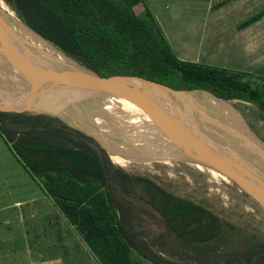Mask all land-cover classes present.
Wrapping results in <instances>:
<instances>
[{
    "label": "trees",
    "instance_id": "trees-1",
    "mask_svg": "<svg viewBox=\"0 0 264 264\" xmlns=\"http://www.w3.org/2000/svg\"><path fill=\"white\" fill-rule=\"evenodd\" d=\"M3 1L22 23L99 74H133L174 89L245 99L264 113V77L178 58L147 8L135 9L142 0ZM6 118L18 129L5 124ZM57 119L0 110V134L99 264H180L154 259L145 251L148 245L125 230L110 194L112 181L125 190L143 183L162 227L181 241L207 242L214 264H264V240L253 232L239 229L234 236L233 226L208 208L114 166L89 136L55 125ZM132 251L142 260L131 257Z\"/></svg>",
    "mask_w": 264,
    "mask_h": 264
},
{
    "label": "rangeland",
    "instance_id": "rangeland-1",
    "mask_svg": "<svg viewBox=\"0 0 264 264\" xmlns=\"http://www.w3.org/2000/svg\"><path fill=\"white\" fill-rule=\"evenodd\" d=\"M0 10L6 20L8 19V15L16 18L13 11L3 0H0ZM258 77L263 78L260 75ZM251 78L259 81L256 77ZM184 95H189L187 99L199 111L202 110L213 119H216L221 125L225 126L218 120L217 111L208 102V98H215L212 93L206 90L192 88ZM215 99L223 100L225 106L236 114L245 129V135L240 134L247 138L249 137L257 145H264V113L258 107L252 103H240L219 97ZM4 100L6 103L0 101V110L37 113L30 109L22 110L11 108V106L6 105L10 99L4 98ZM92 101L91 97H86L83 100H78L76 105L86 107L92 105ZM36 102H34V105L40 108L39 104H41V101H38L39 103L37 102V104ZM178 104L186 116L191 114L194 117L196 116L195 112L191 111V107V110L188 111V109L182 107V103ZM131 107L130 111L134 113L123 117L119 116L121 113H117L114 109H111L112 112L108 110L104 111V118H101L102 116L99 113H96L94 116L91 112L80 109H76L77 112L71 114L77 115V117L83 120L75 119L74 116H67L61 113L57 114L52 112V115L58 118L56 121L54 120L55 125L61 122L63 126L76 129L84 135L89 136L91 138L89 143L94 148H96V145L106 148V156L114 166H119L129 174L145 176L165 191L208 208L233 226L234 236L237 235L236 232L239 229H244L248 232H253L256 237L264 240V206L260 205L249 195L243 193L237 185L222 174L225 179L210 173L207 170L208 167L198 163L202 167L201 169L195 165L196 162L180 156L175 150L174 145L170 141L168 142L165 136L160 134L153 126L152 128L148 127L149 132L157 137L158 140L155 144L159 146L160 152L168 154V159L132 158L122 162L120 158L115 157L109 146L110 142L108 139L112 138L111 141L114 143L121 142L116 137L117 134H120L118 133L120 126L126 130V133H132L136 123H143L148 126L146 116L140 110L133 106ZM43 110L49 111L46 108ZM38 113L47 114L44 112ZM4 123L10 125L7 118L4 120ZM10 126L18 129L14 124ZM201 126L205 128V126ZM206 127L214 128L217 132L226 135V132L220 126L208 124ZM2 137L0 134V177H7L6 180H10L9 182H13L14 180L15 183L11 186L10 193L4 195L3 188L7 182H0V205L8 199L12 200L28 196L30 189L26 184L29 182L32 184L33 180H29L27 170L24 169L23 165L13 155L14 153L11 147L5 144L6 142L3 141ZM162 143L164 144L163 147H161L162 145L160 146ZM237 143L238 147L243 145L238 141ZM168 145L173 149H168ZM31 187L33 192L35 190L33 184ZM109 187L112 200L119 211L120 220L125 230L130 234H134L139 242L148 245L150 250L145 251L150 253L152 251L155 255L154 259L158 260L157 256H160L161 258L173 260L180 264H214L213 258L208 257V254H213V250H208L207 242H184L174 232L166 231L162 227L159 212L151 205L152 197L148 194L143 183L134 182L125 190L117 181H112ZM20 208L22 211H25L27 206L23 204ZM17 215L19 214L17 213ZM17 220L19 218L13 215L10 217V223L6 225L0 224V264H4V262L23 264L25 263L24 261H33V257L39 255L38 253H30L29 249L27 252H23L27 245L25 246L24 241L19 237V234L23 231V227ZM8 234L10 235L11 241L4 243L2 238L4 236L7 237ZM155 240L158 242L152 243L156 242ZM131 257L142 260L135 251H132Z\"/></svg>",
    "mask_w": 264,
    "mask_h": 264
},
{
    "label": "crops",
    "instance_id": "crops-1",
    "mask_svg": "<svg viewBox=\"0 0 264 264\" xmlns=\"http://www.w3.org/2000/svg\"><path fill=\"white\" fill-rule=\"evenodd\" d=\"M144 8L178 58L264 77V0H142L135 5L137 11ZM6 179L0 177L7 182L4 195L15 183ZM32 184H26L28 196L0 205V224L18 217L23 227L19 237L27 245L23 252L39 254L23 264H99L40 185ZM2 239L11 241L9 234Z\"/></svg>",
    "mask_w": 264,
    "mask_h": 264
},
{
    "label": "water",
    "instance_id": "water-1",
    "mask_svg": "<svg viewBox=\"0 0 264 264\" xmlns=\"http://www.w3.org/2000/svg\"><path fill=\"white\" fill-rule=\"evenodd\" d=\"M25 26L70 60L72 66L43 64L42 59L31 50V46L9 28L0 10V71L14 73L19 78H24L29 87L33 84L32 86L41 89L38 92L39 98L42 93H81V98L75 100L78 101L105 93L135 106L174 145L180 156L219 172L243 193L264 206V172L258 166H264V150L249 137L221 125L210 115L199 111L188 99L177 97L179 100H176L169 96V92L181 96L190 89H174L133 74H99L80 65ZM228 100L250 103L236 97ZM69 103L65 102L64 105ZM178 103H182V107L188 111L191 107L196 116L191 114L187 117ZM30 110L53 114L40 108ZM208 124L220 126L226 135L206 127ZM237 141L243 145L238 147Z\"/></svg>",
    "mask_w": 264,
    "mask_h": 264
},
{
    "label": "bare ground",
    "instance_id": "bare-ground-1",
    "mask_svg": "<svg viewBox=\"0 0 264 264\" xmlns=\"http://www.w3.org/2000/svg\"><path fill=\"white\" fill-rule=\"evenodd\" d=\"M6 21L9 28L15 34H17L21 38V40H23L24 42H26L31 46V50L35 54H37L39 58L42 59L43 64L56 65L60 67L72 66L70 60H68L65 56H63L58 50H56L48 42L40 39V37H38L36 34H33L17 17L14 18L8 15V19ZM32 85H30L29 87L26 81L24 80V78H19L14 73L0 71V101L6 103L4 98L10 99V101H8L9 103L7 102L6 105H9L11 106V108L14 109H22V110L33 109V108L38 109L34 105V102L41 101V104H39V107L41 109L46 108L51 112L57 114L61 113L67 116H74L75 119H80V120L82 118L77 117V115L75 116L71 114L77 112L76 109L91 112L94 116L96 113H99V115L102 116L101 118H104V114H103L104 111L108 110L112 112L111 109H114L117 113H121L119 114V116L121 117L128 116V114L134 113L130 111L132 108L131 106L133 105L105 93H99L91 97V99L93 100L92 101L93 103H91L92 105L86 107H80L76 105L77 101L75 100L81 98L82 96L81 93L54 92L47 95L46 93H42V97L40 96L39 98L38 92H40L41 89L36 88ZM161 93L164 92L161 91ZM182 95L179 96V94L175 95L174 93L169 92V96H171V98L174 99H177V97L178 98L182 97L187 99L189 97V95H183V96ZM65 102H70L69 103L70 105L65 106L64 105ZM208 102L210 103V106L217 111L218 120H220L222 124H224L225 126H227L228 128L234 131H237L245 135V129L240 123V120L238 119L236 114L232 110H230V108L225 106L223 100L215 99L212 97V98H208ZM133 107L136 108L135 106ZM146 122L148 126L144 125L143 123L142 124L136 123L133 127L134 131L132 133L131 132L126 133V130H124V128L120 126L119 127L120 130L118 131V133L120 134L116 135V137L121 141L119 143L112 142L111 141L112 138H110V143L113 152L115 153L116 157L121 159L122 162L125 161L126 159H132V158L135 159L150 158L156 160L168 159L167 158L168 154L167 153L163 154V152H160L159 146L155 144V142L158 140L157 137L149 132L148 127L152 128V123L147 116H146ZM165 139L167 138L165 137ZM258 145L260 146V148H262V150H264V146L262 144H258ZM160 146L163 147L164 144L162 143L160 144ZM168 149H173V148H171L168 145ZM175 150L177 151L176 148ZM195 165L202 169V167L199 164L196 163ZM258 166L260 170L264 172V166L259 164ZM207 170H209L210 173L216 174L222 179H225L221 174L217 173L213 169L207 168Z\"/></svg>",
    "mask_w": 264,
    "mask_h": 264
},
{
    "label": "flooded vegetation",
    "instance_id": "flooded-vegetation-1",
    "mask_svg": "<svg viewBox=\"0 0 264 264\" xmlns=\"http://www.w3.org/2000/svg\"><path fill=\"white\" fill-rule=\"evenodd\" d=\"M47 115H50V116H53L52 114H47ZM108 141L110 142V139H108ZM110 145V147H111V150H112V152H113V149H112V146H111V143H109ZM102 148L105 150L106 148H104L103 146H102ZM105 152H106V150H105ZM113 154L115 155V153L113 152ZM115 157H116V155H115Z\"/></svg>",
    "mask_w": 264,
    "mask_h": 264
}]
</instances>
